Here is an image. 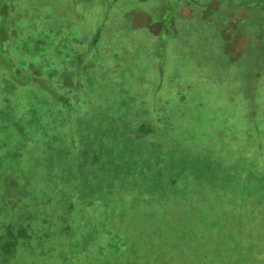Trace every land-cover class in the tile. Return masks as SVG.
Here are the masks:
<instances>
[{"label": "trees", "instance_id": "16d2710c", "mask_svg": "<svg viewBox=\"0 0 264 264\" xmlns=\"http://www.w3.org/2000/svg\"><path fill=\"white\" fill-rule=\"evenodd\" d=\"M22 1L0 0V24L2 27L5 22L7 29V32L6 30L2 32L0 28V42L5 48V55L0 51V67L3 72L8 68L17 72L13 78H10V84L20 86L30 84L34 88L37 86L43 89L48 97L51 95L60 103L53 104L54 111L43 112L44 116H51L52 123L46 124L44 128H37V135L42 137L53 134L58 129V123L63 120L69 126L77 108L82 110L78 98L85 88L90 89L93 85L90 79L87 80L92 65L90 63L85 66L87 62L85 59H90L88 56L96 46L97 35L95 33L89 43V47L93 48L78 54L76 63L69 64L71 68L66 70L71 74L65 75L66 70L60 73L61 75L54 73V68V70H45L28 65L24 67L16 63L13 58L16 47L15 26L18 25L15 15ZM24 1L28 6V2ZM69 1L75 7H79L81 0ZM82 1L107 2L108 8L112 7L114 1L118 2V0ZM135 2L136 5L133 0L126 1L124 4L127 7H123L122 20L116 27H107V53L122 54L121 49L124 46L118 45L115 42L116 38L123 40L121 34L126 33L125 37L129 39L128 50H123L128 66L121 69L123 75L120 78L111 79L108 76L112 71L107 73V90H118L121 92L118 101L125 100L128 103L125 117L130 120L128 125L136 126V128H128L131 147L129 150L132 152L117 148L123 153H115L116 147L112 146L107 153V161L101 160V163L107 166L109 176L96 179V183H93L95 165L79 174V168L83 167V159L86 157L78 151L75 153L72 151L75 139L71 137L63 154L64 159H61L65 162L63 165L66 168V176L64 172L63 176L66 180L61 185L58 183L61 200L58 202L59 208L53 211L50 210L49 200H44L40 207L33 206L31 209L26 207L24 202L20 207L17 206L11 196V187H4L0 183V205L6 207L7 213L4 221L0 222V264H262L257 258L253 260V253L255 257L258 253L247 251V242L250 241L247 239V233H251L253 227L259 225L256 221L257 216L261 215L264 209L262 180L256 183L257 187L253 194L257 204L254 206L255 213L246 212L241 203L238 209L232 208L234 222L227 223L225 218H228L229 214L222 213V206H217L216 202H214L216 205L210 204V201L214 194H219V189L231 191L233 185L243 183L245 177L242 173L228 178L214 177L209 180L205 177L208 174L203 176L198 166L196 168L189 162L185 163L191 166L187 168L189 173L192 168H196V179H189V183H196L191 189L195 192L193 196L197 194L201 197L190 199L193 202L191 205L187 203L189 199H180L175 211L170 208L165 210L166 207L159 210V207H163L164 202L167 200V203L170 201L169 198L174 196L175 188L181 185L179 178L182 173L173 178L171 174L159 177L157 173L164 168L160 158L166 156L160 147L175 142L185 152L184 158L190 156L180 143L181 135L176 137L177 129L173 125L175 121L177 124L185 121L183 126H186V123L191 126L194 121L196 123L198 121L178 112L180 105L190 103L191 99L186 96L194 95L185 80L192 73L198 86H207L218 92L226 91L229 84L236 88V94L233 96L244 105L241 117L234 116L241 123L240 128L235 126L234 131L248 130L247 141L252 136L256 138L261 136L260 122L264 120V107H262L264 100H261L262 97L259 96L256 87L262 77L264 66V0H136ZM7 15H9L8 22ZM38 18L41 20V17ZM137 34L142 36L138 42ZM56 49L59 51V46ZM62 51H64V43L60 45V52ZM170 53L175 56L173 62H168L167 54ZM165 68L178 74V77L169 84V87L175 89L172 96L174 102L166 109L169 110L168 112L172 108L177 111L168 117L169 127L164 126L163 116L159 118L160 124L147 118V115L151 114L153 117L154 115L148 111V103L145 100L154 99L155 91L150 93L147 89L144 90V87L154 88L152 79L154 73L158 74L156 89L159 86L160 92L162 84L172 79L170 75L164 78ZM205 73L210 74L212 78L205 77ZM65 84L68 87L63 91ZM139 87H143L142 92L133 94V91H130L131 88ZM78 94L80 95L77 99H73ZM25 106L30 107L28 111H31L30 119L39 115L41 109L37 102ZM25 106L17 107L16 134H20L17 132V125L23 119ZM208 110L210 109L206 110V115ZM224 121L226 122V117ZM215 129L216 136L219 126L211 131ZM228 134L233 136L230 131ZM228 134L223 132L220 137L224 139ZM20 137V139H28L27 136L20 135ZM158 139L159 142L156 141ZM58 141L56 138L53 140L55 147L52 149V159L55 166L61 164L56 160L62 152ZM161 141L165 142L161 143ZM25 145L33 147L35 144L25 143ZM21 147H24V142ZM258 149L261 152L260 144ZM146 157L152 160H155V157L159 158L153 175L146 173L149 164L145 168L146 172L138 165L141 160L146 162ZM200 157L202 163L208 165L207 171L214 170L217 162L223 161L220 154L210 149H205ZM211 162L215 163L211 164ZM37 165V163L27 165L32 176ZM122 174L132 175L137 179L130 181V188H135L134 192L130 189L128 191L131 194L130 202L120 199L121 193H124L118 185L124 176ZM137 174L140 175L136 176ZM144 179L147 183H144ZM169 182L173 184L172 189ZM254 184L253 182L251 185ZM215 185H219L217 189ZM241 188L244 192H241L240 196L244 203L250 199L251 192L248 188ZM37 199L34 198L33 201ZM153 201H159L158 210L155 209L153 204L156 202ZM201 202L209 204L206 205L207 207L200 205L199 208ZM95 207L107 209L105 217L100 219L102 224H97L96 232L100 230L99 225H103V228L115 232L126 243L125 251L115 256L117 261H113L111 256L107 255V250L102 254L96 251L97 239L81 238L83 236L81 229L85 226L75 222L73 225L68 224L70 217L77 212H81L80 219L83 223L84 212ZM257 207L260 209H256ZM49 213H56L55 218L50 219ZM106 219L107 223H105ZM167 221L174 222V225H160V234L158 231L160 226L150 224ZM114 222H118L117 226L123 223L124 229L131 228L130 233L122 232L120 229L114 231L112 229ZM225 225L237 227H224ZM77 228L80 229L76 232ZM7 230L13 233L23 230L25 236L4 241ZM78 232L80 237L76 238ZM242 236L245 241L243 238L241 240ZM256 236L261 241V245L253 243L251 248L259 251V248L264 247V226ZM102 237L104 243L108 242L107 235L103 234ZM157 237L160 243L158 246H153ZM158 250L161 252L157 253ZM174 253L178 254V259L173 256Z\"/></svg>", "mask_w": 264, "mask_h": 264}, {"label": "rangeland", "instance_id": "374dc122", "mask_svg": "<svg viewBox=\"0 0 264 264\" xmlns=\"http://www.w3.org/2000/svg\"><path fill=\"white\" fill-rule=\"evenodd\" d=\"M26 1L28 2V6L24 0L20 2L21 5L18 7V12L15 15L18 25L16 24L15 26L16 47L13 46L14 60L24 67L28 65L35 69L40 67L45 70L55 69L56 71L54 70L53 72H57V74L62 73L66 69L70 70L71 67L69 64L73 65L76 63L78 54L93 48L89 47V43L93 38L92 36L95 33L97 35L96 46L90 53V56H88L90 59H85L87 61L85 66L90 63L92 65L89 70L91 73L87 76V80L90 79L93 85L90 89L85 88L81 92V95L78 94L73 97V99H77L80 95L78 99H80V103L82 104V110L77 108L69 126L65 120L59 122L58 129L53 132V134L43 135L42 137L38 136L37 128H44L46 124L52 123L51 116H44L43 112L54 111L53 104L59 105L60 103L51 97V95L48 97L46 92L37 86L34 88L30 84L24 86L10 84V78H13L14 74L17 72L10 71L9 68L6 72H3V69L0 67V183L4 187H11V196L15 200L14 203L17 206L20 207L24 202L26 207L31 209L33 206L40 207L44 200H49L51 205L50 210L53 211L59 208L58 202L61 200L58 183L61 185L62 182L66 180L63 176V172L65 174L66 171L63 165L65 162L61 159H64L63 154L71 141V137L75 139L72 145V151L74 153L78 151L83 157H86L83 159V167L79 168V174L89 170L95 165L93 169L95 180H93V183H96V179L109 176L110 172L107 171V166L101 163V160L104 161L107 159V153H109L112 146L116 147L115 153H123V151L132 152V150H129L131 147L129 145L130 131L128 128H136V126L128 125L130 120H127L125 117L126 104L128 103L122 99V102L118 101V98L121 96V92L118 90H107V73L112 71L108 77L117 79L123 75L121 69L128 66V62L124 58L125 53H123V50H128L129 48V39L125 37L127 36L126 33L121 34V37H124L123 40L115 37V42L118 45L124 46L121 49L122 54L107 53V27H116L122 20L123 7H127L124 3L128 0H118L117 3L114 1L111 8H108L107 2L103 1L85 3L81 0L79 1V7H75L69 0ZM135 1L136 0H133L136 5L137 3ZM38 17H41V20ZM6 20L7 22L9 21V15H7ZM2 25L1 27L0 24L1 31L3 32L6 30L7 32L6 23L3 22ZM142 35L145 37L144 34ZM140 38H142V36L137 34V42ZM63 43L64 51L60 52V45ZM170 44L171 43H169V45ZM58 46L59 51L56 49ZM0 51L5 55L4 44L1 42ZM257 56H259V54ZM167 58L168 62H173L175 56L173 53H170L167 54ZM171 68L174 69V67ZM64 74H71V72L66 70ZM169 75L172 79L169 81L166 79L167 82L166 84L165 82L162 84L160 92L159 86L156 89L158 74L153 73L152 75L154 88L144 87V90L147 89V92L153 93V91H155L154 99L148 98L145 100V102L148 103V111H151L154 115V117L151 116V114L147 115V118H150L154 122H159L160 124L159 118L163 116L165 119L164 126L168 127V117H171L172 113L177 112L175 108H172L170 112L166 109L169 105H173L174 102L172 96L173 90L175 89L169 87V84L173 79L178 77V74L165 68L164 78H167ZM45 76L48 77L51 75ZM205 77L212 78L208 73H205ZM185 80L194 94L191 95L193 96L192 98H190L191 96L186 97L193 100V102L190 100V103L180 105L178 107V112L198 121L197 123L194 121L191 126L188 123H186V126H183L182 124H184L183 122L185 121H180L179 124L175 121L173 125L175 129H177L176 137L181 135L182 138L180 143L190 156L184 158L183 154H185V152H183L180 146L175 142L160 147L166 156L160 158V163L164 164V168L163 170H158L157 175L161 177L171 174V178L177 176V174L182 173V175L179 178L181 185L178 187L176 186L177 188H175L174 196L170 197V201L167 203L166 200L163 207H159V210L166 207L165 210L170 208L175 211L176 207L180 204V199H189L187 203L191 205L193 202L190 199H198L201 197L197 194L193 196L195 192L191 189L196 183H189V179H196L195 174L197 173L196 168L198 166L203 176L208 174L205 177L209 180H212L214 177L228 178L236 176L239 173L244 175L245 181L243 183L233 185L231 191L219 189V194H214L210 201V204L216 202L217 206H222V213L229 214V217L225 218L227 223L234 222L235 219L232 216V208L235 207V210L238 209L241 203L246 212L252 213L253 211V213H255L254 206H257V204L253 194L257 187L256 183L262 180L261 184L264 189V120L260 122L262 126V130L260 131L261 136L258 138L252 136L249 138V141H247L249 136L248 130L244 132H241L240 129L236 130V132L234 131L235 126L240 128L241 125V123H239L240 120H237L234 116L241 117L243 112L242 106L244 105L242 101L239 102L238 99L233 96L236 94V88L229 84L226 91L218 92L207 86H198L194 73H192L191 76H187ZM66 87L68 86L65 84L62 90L66 91ZM141 88L143 87L137 89L131 88L132 90L130 91H133V94H137L142 92ZM256 88L259 90V96L262 97L261 100H264V66L262 77ZM32 102L40 104L39 109L41 110H39V115H35L33 119H30L31 111L28 112L30 107L25 105ZM20 106H25V113L23 114L21 123L17 125V132L20 134H16L15 120L18 115L17 107ZM262 107H264V105H262ZM208 108L210 110H208V114L206 115V110ZM225 117L226 122L224 121ZM214 126H219L216 136V129L211 131L215 128ZM205 129L211 132H207ZM22 130H24V132H22ZM229 131L233 134L232 137L228 134ZM223 132H226L228 137L224 139L220 137V134ZM20 135H22V137L27 136L28 139H20ZM55 138L57 141H60L57 143L62 150L59 157L56 159L61 162L58 166L54 165L52 159V149L55 147V142H53V140H55ZM156 141L159 142V139ZM23 142L24 147H21ZM163 142L165 141H161V143ZM25 143L35 145L30 147L25 145ZM193 143H195V145H193ZM258 144L261 145V152H259ZM117 148L123 149V151L117 150ZM205 149H210L220 154V158L223 160L222 162H217L215 169L212 171H207L208 165L203 164L200 157V154ZM158 159L159 158L155 157V160H152L146 157V162L141 160L138 165L145 171L147 164H149L148 171L145 172L153 175L155 169H157L155 165ZM188 162L196 167L192 168L190 173L187 171V168L191 166L185 164ZM33 163H37L38 165L32 176L27 165L29 166ZM214 163L215 162H211V164ZM183 164H185V166ZM210 166L212 167V165ZM168 178L171 179L170 177H167V179ZM121 179L118 185H120L119 188H121L124 193H121L120 199L130 202L131 194L128 191L129 189L132 192L135 190V188H130V181H134L136 178L132 177V175H124ZM151 179H153V177ZM252 181L255 183V186L251 185L253 183ZM144 183H147L145 179ZM168 184L172 189L173 184L171 182ZM185 186H187V188ZM217 186L219 185H215L214 187L217 189ZM241 187L248 188V191L251 192L250 199L245 201L246 204L241 200L240 193L244 192ZM203 195L204 190L202 191V197ZM34 198L38 199L33 201ZM153 202H156L153 205L155 209L158 210L159 201ZM216 203H214V205H216ZM208 204L201 202L198 207L200 205L207 207ZM5 208L4 205H0V222L4 221L7 217ZM256 209H260V207ZM17 212L19 213L18 210ZM106 212L107 209L100 207H95L84 212L83 223H81L80 219L81 212H77L70 217L68 224L73 225L75 222V224L85 226L81 229L83 231V236L81 238H88L89 240L97 239V244H95L96 251L102 254L106 252L104 250H107V255L111 256L113 261H117L115 256L118 255L117 253H123L125 251L126 243H124L115 232H112L108 228L107 230L103 228V225H99L100 230L98 233L96 232L97 224H102L100 219L101 217H105L107 214ZM263 212L264 209H262V214L257 216L256 221L259 225L257 227L254 226L251 233H247V239L250 240L247 242L249 246V248L247 246V251L258 253L256 257L253 253V260L255 261L257 258L262 264H264V247L256 251L251 248V246L253 243L261 245V241L256 238V234L260 231L261 227L264 226ZM55 215L56 213H49L48 217L54 219ZM97 217L98 220L96 221ZM105 223H107V219ZM117 223L118 222L112 223L113 225L115 224L114 227H112L114 231L120 229L122 232L127 231L130 233L131 228L129 230L124 229L122 227L123 223L118 224L119 226L116 225ZM150 224L152 226H173L174 222H152ZM224 227L237 226L225 225ZM79 229L80 228H77L76 232ZM160 230L161 226L158 228L159 234L161 233ZM103 234L107 235V241L109 243L103 242ZM24 236L23 230L17 233L7 230L4 241L14 240V238ZM75 237H80L79 232ZM242 238L243 236L241 240ZM243 239V241H245V238ZM155 243L156 244L153 246L159 245L160 239L158 237L155 239ZM159 252L161 251L158 250L157 253ZM173 256L178 259V254L174 253Z\"/></svg>", "mask_w": 264, "mask_h": 264}]
</instances>
